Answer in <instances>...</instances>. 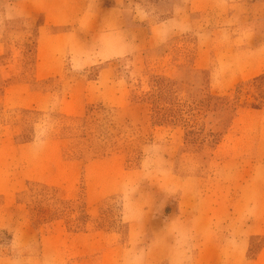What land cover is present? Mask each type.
I'll use <instances>...</instances> for the list:
<instances>
[{
  "label": "rangeland",
  "instance_id": "obj_1",
  "mask_svg": "<svg viewBox=\"0 0 264 264\" xmlns=\"http://www.w3.org/2000/svg\"><path fill=\"white\" fill-rule=\"evenodd\" d=\"M0 264H264V0H0Z\"/></svg>",
  "mask_w": 264,
  "mask_h": 264
},
{
  "label": "crops",
  "instance_id": "obj_2",
  "mask_svg": "<svg viewBox=\"0 0 264 264\" xmlns=\"http://www.w3.org/2000/svg\"><path fill=\"white\" fill-rule=\"evenodd\" d=\"M113 15H114V13H113Z\"/></svg>",
  "mask_w": 264,
  "mask_h": 264
}]
</instances>
